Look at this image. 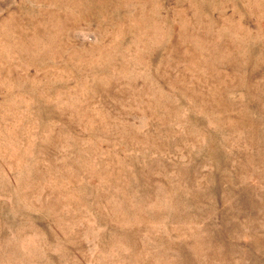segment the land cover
Instances as JSON below:
<instances>
[{"label":"rangeland","instance_id":"1","mask_svg":"<svg viewBox=\"0 0 264 264\" xmlns=\"http://www.w3.org/2000/svg\"><path fill=\"white\" fill-rule=\"evenodd\" d=\"M0 264H264V0H0Z\"/></svg>","mask_w":264,"mask_h":264}]
</instances>
